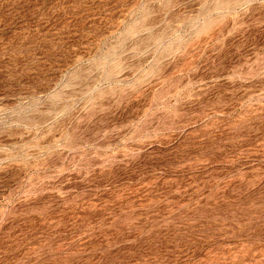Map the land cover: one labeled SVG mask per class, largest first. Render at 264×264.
I'll return each mask as SVG.
<instances>
[{
	"label": "rangeland",
	"instance_id": "1",
	"mask_svg": "<svg viewBox=\"0 0 264 264\" xmlns=\"http://www.w3.org/2000/svg\"><path fill=\"white\" fill-rule=\"evenodd\" d=\"M0 264H264V0H0Z\"/></svg>",
	"mask_w": 264,
	"mask_h": 264
}]
</instances>
